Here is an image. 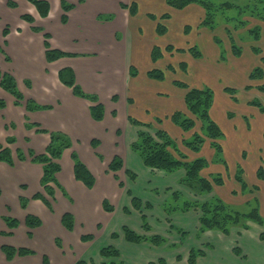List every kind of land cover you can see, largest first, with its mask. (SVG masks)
Segmentation results:
<instances>
[{
  "label": "crops",
  "instance_id": "crops-1",
  "mask_svg": "<svg viewBox=\"0 0 264 264\" xmlns=\"http://www.w3.org/2000/svg\"><path fill=\"white\" fill-rule=\"evenodd\" d=\"M8 1L0 0V79L4 73L13 75L19 90L26 99H33L40 105H50L52 109L27 111L24 103L17 105L16 98L0 86V99L6 103V107L0 110V147H9L15 162L14 166H10L6 162L0 161V207L5 205L10 209L12 208L11 205L15 204L22 209L23 213L18 209V214H22L24 220L28 213L35 214L43 220V225L33 231V238L30 241L25 234L28 229L23 221H20L19 227L13 230L14 234L12 236L5 235L6 237H3L0 245L10 243L24 246L39 240V243L42 241L44 245L40 247L37 243L38 248L51 247L53 254H48L49 252L46 254L49 257L57 256L51 260L53 264H78L80 259L89 256V254H85L88 251L83 252L84 250L76 247L72 250L69 249L67 253L64 245L66 243L81 244L79 238L81 240L83 234H94V240H96L97 236L101 235L106 228L109 227V232H111L124 224L137 232H141V213L132 207V199H130L131 197L128 198V191L141 198L144 203H150L153 206L152 209H143L152 227L156 223L168 226L167 219L170 218L175 227L179 225V228L189 232V236L192 235L190 229L194 227H196L194 232L197 234L200 223L199 216L193 217L194 210L183 214L186 218L179 221L178 214L175 213L169 217L161 208L171 193L164 194L166 188L177 190L185 196L189 195L188 189L179 184L185 175L184 170L181 169L174 174L159 172V175H153L159 170L147 167L139 155L131 149L132 143L138 138V132L145 130L146 127L131 124L129 116L165 129L164 124L167 121L160 126L157 125L155 120L159 116H155L150 107V103L155 101L157 96L162 95L175 96L168 98L169 104L174 100L178 106L176 110L188 114L185 103L188 89H182V87L174 84L175 80H182L176 79L175 76L171 80L172 76L169 75L171 71H167L169 65H173L174 75L186 74L185 80L190 78L189 83H186L190 88L203 87L204 84L210 82L204 76V73L209 76L208 71L212 74L221 73L219 44L215 41V37L218 38V33L216 29L201 25L206 14L205 9L198 4H191L183 9V13H187L185 17L188 20H193V24L189 25L192 29L189 34L185 33V30L183 31V36L187 38V41L181 47L174 44L173 46L182 49L195 46L199 48L202 54L201 57L195 58L189 52H184L181 62L187 64V69L183 71L179 64H173L169 58H166L167 52H164L161 59L157 61L152 59L154 46L158 45L165 48L166 44H161V40L170 33L171 25L169 22L172 20V14L166 11H171L173 8L165 5L164 12L169 13L171 18L165 20L168 23L167 32L164 35H159L156 32L157 21L152 20L153 28L149 33L145 32L143 24L139 20L140 17L143 20V1L152 4L155 1L161 3L165 1L166 3V0H84L83 2L66 0L75 5L68 13L69 20L66 24L61 22L64 11L60 0H48L51 10L47 17L40 16L35 6L28 0H14L18 5L17 8L9 7ZM132 1H136L139 5V11L135 16L131 15L128 9L121 7V3L130 4ZM153 6L159 10L162 9L156 3ZM148 13L146 14L147 17ZM23 14L32 15L35 19L33 25L42 28L45 33L50 35L51 47L76 56L48 62L44 45V32L33 31L32 24L21 18ZM255 23L257 24L258 21ZM11 24L17 27H12ZM259 24L262 25L263 38L257 42L252 41L248 45L250 47L255 44L259 46L264 44V22L259 21ZM20 25L24 30L19 27ZM7 26L9 27V34L5 37L3 31ZM75 39L80 40V44L74 45ZM76 47L78 51L73 50ZM74 57L84 58L81 61H75ZM232 58L234 63L240 60V64L245 66L243 74H251L254 67L262 64L260 55L255 54L250 49L247 50L243 58L236 59L233 55ZM242 61L243 63H241ZM132 67L136 68L138 72L136 76L131 75ZM64 68H71L74 71L77 83L86 92L99 96L100 101L105 106V117L102 121L93 119L90 111L92 102L74 95L72 89L61 82L59 73ZM154 68L165 71L164 80L159 81L148 77L147 73ZM157 82H171L173 85L169 87L171 94L156 89ZM236 87L241 88L240 85ZM222 95L233 102L228 94L222 92ZM114 96H117L118 100L114 101ZM248 101L245 99L243 104L240 102L236 105H243L244 107ZM157 102H160V99ZM140 103H143L144 115H142L143 111L140 110ZM215 107L213 102L210 110L211 117L215 112ZM113 111H116L117 114L114 115ZM239 112L241 114L244 111ZM34 124H38L39 127ZM168 125L165 130L170 135L172 130L178 134L179 147L188 158L189 156H192V159L198 158L183 145L182 141L191 138L195 131L200 132L202 124L197 123L196 128L187 132L176 125L170 123ZM234 128L235 130L233 127L232 129L229 127L231 136L236 135L235 125ZM39 129H45L48 132H64L72 141V147L65 150L59 160L61 171L57 174V180L63 190L54 186L55 201L49 198L53 212L39 199L31 200L26 210L20 204V197L22 196L30 199L38 192L45 194L41 184L43 166L31 162L30 159L21 161L17 153L18 149L25 153L29 150L35 154L45 152L51 141L50 134L41 132ZM146 130L150 131L151 129ZM241 130L243 133L246 131L245 124L241 125ZM8 137H15L16 142L8 143ZM93 139L100 141L97 148L92 145ZM231 144L237 145L233 142ZM204 145L205 153L212 157L215 149L212 147L211 140L207 138ZM97 152L103 156V160L98 157ZM73 153L79 156L95 176L96 183L92 189L87 188L76 179L72 159ZM116 155L123 159L124 167L114 173L109 171L108 166ZM222 168L223 166L210 163L202 174L205 177H210L212 174L220 173L224 175L226 181L230 180L228 176L232 177L234 174L231 173L232 176L230 173L224 174L221 171ZM127 170L138 175L136 181L128 179ZM116 174L119 176V180L124 183V187L120 186L115 177ZM23 185L26 188H23ZM154 188H158L164 193L154 194L151 192V189ZM238 188L239 185L236 184L235 189ZM216 189L217 187H215V191ZM104 199H108L115 205V211L111 213L105 211L103 208ZM261 200H264V195H262ZM125 206L130 208L129 214L123 212ZM260 211L263 215L264 204L260 207ZM65 212H71L75 217L73 231H68L62 225L61 218ZM96 212H98L97 216ZM9 214L14 216V213L7 210L0 212V233L10 231L2 218ZM84 220L89 224L88 227ZM99 223L100 227L98 226ZM48 224L49 228L51 226L56 227L58 231L51 233ZM46 226L47 229L44 230ZM158 226L160 228V225ZM164 229L168 230L169 228L164 227ZM153 230H155L154 227ZM46 231L47 235L44 234ZM57 233L64 234L69 239L65 242L62 236H58L62 239V249L65 252L62 259L59 258L58 250L52 243ZM261 233H264V225L252 222H249L248 229L234 226L228 236L215 230L206 231L198 237L196 243V247L205 252L204 256L198 257L197 264H264V241L260 238ZM20 235L24 236L26 242H16ZM163 235L167 237V233ZM140 245H144V243ZM237 245L242 251L241 254L235 252ZM35 251L38 262L39 250L36 249ZM172 251L178 252L180 248ZM214 257H226L229 261L214 262ZM32 258L34 257L30 256L24 259ZM181 258L184 260L182 255ZM185 259L187 261L186 257ZM8 264L24 263H14L13 261L8 262Z\"/></svg>",
  "mask_w": 264,
  "mask_h": 264
},
{
  "label": "trees",
  "instance_id": "trees-1",
  "mask_svg": "<svg viewBox=\"0 0 264 264\" xmlns=\"http://www.w3.org/2000/svg\"><path fill=\"white\" fill-rule=\"evenodd\" d=\"M61 7L63 9V14L61 17L62 23L66 24L68 22V13L71 11L75 5L68 3L66 0H60ZM83 2L84 0H80ZM32 5L35 6L38 13L42 17H47L51 10V5L48 0H28ZM167 5L175 9H185L187 6L191 4H198L205 9V17L201 22L202 26H207L212 29H215V13L214 11L220 10L226 11L232 9L234 7H239L238 4L233 2L224 1L221 3H217L216 0H166ZM8 5L11 8H17L18 5L14 0H9ZM121 7L124 9H128L129 13L135 16L139 11V5L136 1L130 2V4L121 3ZM245 10H249L251 13L250 16L257 17L260 21L264 22V0H255V4L252 5L247 2L245 5ZM242 9V12L245 11ZM148 17L152 20L157 21V16L152 13H148ZM23 20L32 24V30L35 32H44V30L40 27L34 26L35 19L30 14H23L21 16ZM103 18V17H100ZM162 19H169L170 14L165 13L161 16ZM191 26L187 25L185 28V33L191 30ZM156 32L159 35H164L167 32V26L157 23ZM250 34L255 39L254 41H258L262 35V25L256 26L255 29H251ZM4 36L6 37L9 34V27H5ZM44 45L46 48V59L48 62H54L64 57L76 56L74 54L65 52L63 50L51 47L49 42L50 35L44 32ZM215 41L219 43V38L215 37ZM176 51L179 52H189L195 58L201 57L200 50L195 47H189L187 49L175 48L173 45H167L165 48L160 47L158 45L154 46L152 51V59L153 61H157L164 55V52L173 53ZM252 51L260 55V60L264 64V54L261 48L257 45L252 46ZM242 50L236 46H233V54L237 57L241 55ZM8 58V57H7ZM9 59V58H8ZM179 67L186 71L187 64L185 62H181ZM167 69L170 71H174L175 69L173 65L167 66ZM136 68H131V75H137ZM263 73V69L261 66L255 67L251 72V77H255L256 75H261ZM148 77L154 80H164L165 79V71L162 69L154 68L149 70L147 73ZM60 80L63 84L72 89L74 95L78 97L85 98L92 102L90 106L91 115L94 120L102 121L105 117V106L100 101L99 96L97 94L86 92L83 87L77 83L76 76L74 71L71 68H64L59 73ZM174 84L188 89L185 96V103L188 109V114H185L182 111H175L173 114L165 116V117H157L155 123L157 125H162L165 121L170 120L174 125L181 128L183 131H191L197 127V123L202 124V129L200 132H196L192 135L190 139H183V145L191 150L198 151L206 139L211 140L212 147L215 148L216 155L221 156L222 153V145L220 139L223 136V131L219 127V125L213 120L210 115L211 107L213 106L214 98L213 92L209 88H190L185 82L175 80ZM0 86L12 94L16 98L17 105L25 104L27 111H38V110H46L52 109L50 105H40L33 99H26L23 93L19 90L17 81L15 77L9 73H4L1 75ZM264 90V86L261 87ZM227 91L230 93H234L233 89L227 88ZM113 100H118L117 96L113 97ZM132 101V100H131ZM253 103L260 105V102L253 101ZM6 107V103L3 99H0V110ZM264 110V107H261ZM116 115V111L113 112ZM129 122L136 126H142L146 128H155L154 124L142 122L136 119L133 116H129ZM38 126V124H34ZM39 127V126H38ZM158 127V126H157ZM39 131L44 133H49L51 141L47 146L46 150L42 154H35L33 151H29L31 156V161L34 163H39L43 166V177L41 180V184L44 188L45 194L38 192L33 195V199L41 200L51 211H53V206L49 200H55V189L54 186H60L57 180V174L61 171V165L59 160L62 158L65 150L70 149L72 147L71 138L64 132H48L45 129H39ZM8 143H15V137H8ZM100 144V141L97 139L92 140V145L94 148H97ZM178 142L174 139L167 130L163 128H157L155 136L148 130H140L138 132V138L135 142L132 143L131 149L139 155L142 159L143 163L152 169H157L164 171L168 174H174L181 169L185 170V175L179 183L188 187L191 191H193L198 196L210 195L215 191V187H221L225 184L224 175L220 173L212 174L210 177L203 176V170L209 166L208 161L205 158H195L192 160L188 159V156L178 147ZM18 156L21 160H26L27 157L24 155L23 151L18 150ZM98 157L103 160V156L97 152ZM72 159L74 161V173L75 177L78 181H81L87 188L92 189L95 186L96 178L90 169L86 166V164L79 158L76 153L72 154ZM221 164L225 163V159H220ZM0 161L6 162L10 166H14L15 162L12 156V151L9 147H0ZM124 167V161L119 156L116 155L108 168L109 171L117 173ZM128 176L132 180L137 179V174L127 170ZM243 169H238L236 171L235 177L238 181H242L241 190L244 192L247 189V184L242 178ZM257 175L259 177L264 176L263 167H260ZM117 180H119L118 175L116 174ZM121 187H124L122 182L119 183ZM24 187V186H23ZM258 188L257 186H254ZM1 192V191H0ZM166 193H170L167 199L162 204V209L171 216L175 213H187L192 210H199L201 212L199 216V228L196 236L200 237L204 232L215 230L224 233L225 235H229L231 232V228L234 226H238L244 229L249 228V222H254L258 225H264V217L261 214L260 207H254L250 212H241L239 210L231 208L228 204H226L222 199H220L216 194H214L207 201H198L192 200L185 197L181 192L177 190H173L172 188H167L165 190ZM154 193L161 194V192L157 189L154 190ZM236 194V192H234ZM129 195L132 196V193L129 192ZM133 197V196H132ZM29 203V199L25 197H20V204L23 209H27ZM132 206L136 210H141L143 207V202L141 199L137 197L132 198ZM103 207L106 211L112 212L114 211V206L110 203L108 199L103 200ZM146 207L151 208L150 204H146ZM126 213H130L129 209H125ZM6 225L11 229H15L19 227L20 221L13 216H3L2 217ZM143 220V228L148 232L153 230L152 226L149 224L145 215H142ZM167 221L171 224V219H167ZM62 225L68 230L73 231L75 228V217L71 212H65L61 219ZM25 225L29 229L28 236L33 237V231L36 228H39L43 225L42 219L32 213H28L25 217ZM174 231L179 233L183 238H187L189 236V232H186L182 228L172 226ZM123 235L127 242L134 244H142V243H151L155 246H163L168 243V239L159 234L152 235H142L136 232L131 227L125 225L123 227ZM3 235L11 236L13 232H2ZM118 233L114 232L112 234V238H118ZM261 238L264 239V233L261 234ZM94 239L93 234H83L81 236V240L83 242H88ZM56 244L59 247L62 246V240L56 238ZM172 247H179V245H173ZM1 251L6 257L8 262L15 259L16 256H27L35 254V251L26 248V247H15L13 245L3 244L1 246ZM235 252L237 254H241L240 249L236 248ZM100 254L104 258H120L121 252L118 248L114 246H106L101 249ZM205 252L201 249L192 248L189 253L188 262L189 264H197V259L200 256H204ZM178 261L181 260L179 256L177 258ZM44 264H51L50 259L47 255L43 257ZM160 264H167L165 259L161 258L159 260ZM91 264H95L93 260L90 261ZM78 264H87L86 261H79ZM103 264H117L114 262H108ZM122 264V263H119ZM149 264H155L154 262H150Z\"/></svg>",
  "mask_w": 264,
  "mask_h": 264
},
{
  "label": "rangeland",
  "instance_id": "rangeland-1",
  "mask_svg": "<svg viewBox=\"0 0 264 264\" xmlns=\"http://www.w3.org/2000/svg\"><path fill=\"white\" fill-rule=\"evenodd\" d=\"M224 1L233 2L235 4H238L239 7H234L232 9H229L226 11H221V9L214 11V13H215V17H214L215 18V29H216V32L218 33L217 35L219 38L218 44H219V50H220L219 61H220L221 73L220 74H212L208 71L209 76H206L207 73H204V76L210 82H208L207 84H204L205 86H203V87H198V88H209L213 92L214 105H216V107L214 109L215 112L213 113L212 117L216 121V123L219 125L221 130L223 131V136L220 139L223 150H222L221 156H219V155H216V151L214 150L215 149L214 148L213 149L214 155L212 157H210L205 153L206 148H205V145L203 144V146L198 151H196V152L192 151V154H194L196 157L205 158L208 161L209 165H210V163H212V164H218L220 166H223L221 171L224 174L230 173V175L232 176L231 173H233L234 175L232 177L228 176V178L230 180H227V181H226L225 177L223 176L224 181L226 183L221 187H217L215 192H213L212 194L207 195L205 197L196 195L188 187L183 185L189 191V195H187V196L184 195V196L187 197L188 199H192V200L207 201L214 194H216V196H218L220 199H222L231 208L239 210L241 212H250L254 207H258V206L262 207V205L264 204V202H263L264 200H261L262 195H264V176L259 177L257 175V172H258L260 167H263V170H264V110L261 109V107H264V90L261 89V87L264 86V74L256 75L255 77H251V74H243V72L245 70V66L243 64H240V60H237L234 63V59L232 58V55L235 56L233 54V46H236L242 50L241 55H239L237 57L235 56L236 59L243 58L246 55V52L248 49H250V51H252V47H250L248 45H250V43L252 41L253 42H257V41H254L255 39L253 38V36L250 34L249 31L251 29H255L256 26L260 25L259 24L260 20L257 19V17L250 16L251 13L249 12V10H247V9L245 10V8H244L245 5L247 4V2L254 5L255 0H216L217 3H221ZM154 3H156L162 9L159 10L158 8H154V6H153ZM154 3L149 4L148 2H144V1L142 2V18H143V20L141 19V17L139 20L141 21V24H143L145 32L150 33L151 28H153L152 19L151 18L149 19L146 15L148 12H150L152 14H156L157 19H158L157 23L160 22L161 24H163L165 26H167L168 21H165L167 19H162L161 16L163 14H165L166 12H170L172 14V20L169 22V25H171V30H170V33H168V35L165 36V39L161 40V44H166L165 45V47H166L167 45H169L171 43L172 45L174 44L175 46L181 47V45H183L185 43V41H187V38L185 36H183L184 35L183 31L185 30L187 25L193 24V20L192 21L188 20L185 17L187 13H183V9L179 10V9L173 8L175 11L173 9H171V11L169 10V11L164 12L165 11V5H167L165 3V1L163 3H161L160 1H155ZM167 6L169 8H172L169 5H167ZM242 9H244L245 11L242 12ZM170 18H171V16H170ZM257 21H258V23L256 24L255 22H257ZM260 22H262V21H260ZM11 26L17 27L14 24H11ZM19 27H22V26L20 25ZM22 29L24 30L23 27H22ZM190 31L191 30H189L187 32V34H189ZM260 38L261 39L263 38V33H262V36ZM78 39H75V41H73L74 45L80 44V40H78ZM257 46H259V45H257ZM259 47L264 52V44H263V46H259ZM73 50L78 51V48L76 47ZM183 54L184 53L175 50V52H173V53L167 52L166 58H169L170 62H172L173 64H180L182 61V58H183ZM83 58L84 57H74L75 61H81ZM159 59H161V58H159ZM167 62H169V61H167ZM142 63L144 64L143 60H142ZM241 63H243V61ZM258 66L262 67L263 73H264V64L262 63L261 65H258ZM167 71H168V69H167ZM169 75L172 76L171 80L176 77V79H180L187 84L190 81V78L188 80H185L186 74H175L174 75V71H171V72H169ZM195 77H197V76H195ZM170 85L173 86L171 82H169V83L157 82L156 89H158L159 91H166L170 95L171 94V92H169ZM237 85H240L241 88L240 89L237 88L236 87ZM227 88L233 89L234 93L232 94V93L228 92ZM182 89H183V87H182ZM222 92L225 94H228L230 96V99L233 102L226 99L222 95ZM171 96H173V95L157 96L156 100L152 101L150 103L151 111L155 116L164 117V116L171 115L175 111H177L176 109L178 108V106L174 100H173V102H171V104H169L168 98H170ZM174 97L175 96H173V98ZM158 99H160V102H157ZM245 99H248L249 101L246 104L244 103L245 104L244 107H243V105H236V104H239L240 102H242V104H243V101ZM253 101L260 102V105L253 103ZM142 105H143V103H140L139 107H140V110L143 111ZM238 110L244 111V112H242L240 114V112ZM144 113L145 112L143 111L142 115H144ZM169 123L173 124L171 121L167 120V123L164 124L165 129H167L166 127L169 126L168 125ZM199 124H201V123H199ZM243 124H245V126H246V131L244 133H243V130H241V125H243ZM234 125L236 126V135L231 136L230 129H232V127H233V129L235 130ZM229 127H230V129H229ZM157 128L158 127H155V129L151 128V130H150V132L154 136L156 134ZM146 129H148V128H146ZM171 133H172L171 134L172 137L174 139H176L177 142L179 143V141L177 139L178 134L176 132H174L173 130ZM188 139H190V138H188ZM231 142L236 143L237 145H232ZM179 146L180 145H178V147ZM29 151H31V150H29ZM29 151L27 153H25L23 151V153L27 157L26 160L30 159V161H31V156L29 154ZM37 155H39V154H37ZM191 157L192 156H189L188 159L192 160ZM222 158H224L226 161L223 164H221V162H219V161H221L220 159H222ZM21 161H25V160H21ZM238 169H243L242 178L247 184V189L244 192L241 190V185H240L242 183V181H238L235 177L236 171ZM182 170H184V169H182ZM159 172H164V171L159 170L158 172H155L153 175L157 176L160 174ZM184 172H185V170H184ZM164 173L168 174L166 172H164ZM126 176L128 177V179L132 180L128 176V174H126ZM137 178H138V175H137ZM118 181H119V183L122 182L121 180H118ZM133 181H136V180H133ZM179 184H181V183H179ZM236 184L239 185L238 189H235ZM254 186H257L258 188L254 187ZM23 188H26V186H24ZM156 189L159 190L158 188H156ZM154 190H155V188L151 189V192L154 193ZM129 192L130 191H128V194H129ZM234 192H236V194ZM161 193H164V192H161ZM0 194H1V192H0ZM154 194H156V193H154ZM164 194H167V193L165 192ZM249 194H251V195L246 196ZM158 195H160V194H158ZM132 196L134 197L135 195L132 194ZM132 196L129 195L128 198L131 197L130 199H132L133 198ZM22 197H24V196H22ZM135 197L139 198L138 196H135ZM25 198H27V197H25ZM139 199H141V198H139ZM247 199H249V200H247ZM31 200H34L33 196L29 199V202ZM51 200L55 201L54 199H51ZM142 202H143V200H142ZM111 204L113 205V203H111ZM146 204H150V203H144L143 202L142 209L137 210V211H140V213H141V221H142L141 232H138V233L142 234V235H152V234L163 235L164 233H167V237L165 235H163L169 240L168 243H166L165 245L155 246V245H152L151 243H144V245H140V244H134V243L127 242L124 238L123 233H122L123 227L125 226V224H124L123 226L118 227L116 230L111 231V232H109V227L106 228V230L101 235L97 236L96 240H94L95 235L93 234L94 239L91 241L83 242L79 238V241L81 244L66 243L64 245L66 252L68 253L69 249L72 250L73 248L75 249L76 247L78 249L84 250L83 252L88 251L85 254H89V256H87L85 259L79 260V261H86L87 264H91L90 263L91 260H93L95 262V264H103V263H108V262H110V263L114 262L117 264H119V263H122V264H149L150 262H154L155 264H160L159 260H161V258L165 259L167 264H189L188 258H189L190 250L192 248L196 247V243L198 241V237L196 236V233L194 232L196 227H194L193 229H190L191 230L190 232H192V235L188 236L187 238H183L179 233L174 231V229L172 228V226H174L173 223L170 224L168 221L167 222L170 225V226L168 225L169 227L164 225V224L156 223L157 225L153 224V227L155 230L148 232L147 230H145L143 228L142 215H145L143 212V209L144 208L152 209L153 206L150 204L152 207L148 208V207H146ZM11 206H12V208H10L11 209L10 210L8 207L3 205L2 207H0V212H3L5 210L10 211V212L14 213V216L10 215V214L8 216H13L15 218L18 217L17 219L19 221H23V223L25 224V220L23 218V215L18 214V212H19L18 209H20L22 211L20 206L17 207L15 204L11 205ZM113 206L115 208V205H113ZM125 209H129V211H130V208L127 206L123 207V212L125 214H129V213L125 212ZM24 210H26V209H24ZM114 211H115V209H114ZM194 212L195 213H194L193 217L194 216H200V214H201V212L199 210H194ZM22 213H23V211H22ZM2 214H4V213H2ZM176 214L179 215L178 216L179 221H181L183 218H186L183 215L185 213H176ZM97 215H98V212H96V216ZM99 215H100V213H99ZM171 216H169V217H171ZM262 216L264 217V213ZM155 221H157V220H155ZM84 223L87 227L89 226L87 221L84 220ZM252 223H254V222H252ZM158 225H160V228ZM98 226L100 227V223L98 224ZM49 227L50 226L48 224V229H50L51 233L58 231L56 227H52V226H51V228H49ZM164 227L167 229L169 228V229L166 230V229H164ZM178 227H179V225H178ZM46 229H47V226L44 227V230H46ZM232 229H233V227L231 228V230ZM13 230L10 229L9 232H13ZM34 230H32V231H34ZM28 231H29V229L27 230V232H25V234L27 236V239L30 241L33 237L28 236ZM114 232H117L119 235L118 238H116V239L112 238V234ZM13 234H14V232H13ZM20 234H22V233H20ZM44 234L47 235V231ZM222 234H224V233H222ZM261 234H263V233H261ZM4 236L5 235L0 233V242H2V240L4 239L3 238ZM58 236H62V238H64L65 242L69 240L68 237H66L64 234L63 235L59 234V233L56 234V238L61 239V237H58ZM226 236H228V235H226ZM56 238H55V240H53L52 243H53V246L55 248H57V250H58L59 258L62 259V258H64L63 254L65 252L62 249L63 247L57 246ZM260 238H261V235H260ZM24 239H25L24 236L20 235L19 237H17L16 242H21V241L26 242L25 241L26 239L25 240ZM179 240L180 241L182 240V241L179 243H176ZM184 240H185V243L183 244ZM261 240L264 241V239H262V238H261ZM173 242H175L176 244H171ZM37 243L40 247H41V245L42 246L44 245L42 243V241L39 243V240L36 242H33L32 244L24 245V246L14 245V244H10V243H4V244L13 245L15 247H26V248L32 247L33 249L32 248H30V249H32L34 251L36 249L39 250L38 262L36 261L37 258L35 257V255L37 253L36 251H35V254H33V255L16 256L15 257L16 260L14 259L10 262L14 261V263L20 262V263L25 264V262H26V264H44V261H43L44 255H47L46 253H48V252H49L48 254L52 255L53 251L51 250V247L47 248V246H45L44 248H38V246H36ZM2 245H0V264H8V261L6 260L5 255L1 251ZM173 245H179V247H176V248L172 247ZM62 246H63V242H62ZM106 246H114V247L118 248L121 252V257L120 258H109L111 260L102 257L100 254V251L102 248H104ZM204 246H205V244H204ZM206 247H209V246H206ZM177 248L178 249L180 248V251H178V252L172 251V250L177 249ZM236 248L239 249V246L237 245L235 247V249ZM196 249H199V248L196 247ZM43 252H45V253L43 254ZM179 253H181V254L175 255V254H179ZM181 255L184 258V260H182V258H181L182 261L181 260L178 261L177 258L179 256L181 257ZM30 256L34 257V258L29 259V260L24 259L25 257H30ZM185 257L187 258V261H186ZM53 258L55 259V258H57V256L49 257L51 264H53L51 262V260ZM213 260H214V262H216V261L228 262L229 261V259L226 257H223V258L222 257H214Z\"/></svg>",
  "mask_w": 264,
  "mask_h": 264
}]
</instances>
